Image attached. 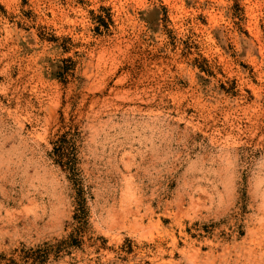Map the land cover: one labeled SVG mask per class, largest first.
Segmentation results:
<instances>
[{
  "label": "rangeland",
  "instance_id": "1",
  "mask_svg": "<svg viewBox=\"0 0 264 264\" xmlns=\"http://www.w3.org/2000/svg\"><path fill=\"white\" fill-rule=\"evenodd\" d=\"M44 254L264 264V0H0V264Z\"/></svg>",
  "mask_w": 264,
  "mask_h": 264
},
{
  "label": "trees",
  "instance_id": "2",
  "mask_svg": "<svg viewBox=\"0 0 264 264\" xmlns=\"http://www.w3.org/2000/svg\"><path fill=\"white\" fill-rule=\"evenodd\" d=\"M69 171H73V169L68 168ZM76 202H75V212H74V218L78 220V222L80 223H84V219L86 216V210H85V200L80 196L81 195V189L77 188L76 189ZM47 256L44 254V256H42V258H33V261L31 264H41L44 262L45 258ZM28 260V258L26 259ZM25 260V261H26ZM27 262V261H26Z\"/></svg>",
  "mask_w": 264,
  "mask_h": 264
},
{
  "label": "bare ground",
  "instance_id": "3",
  "mask_svg": "<svg viewBox=\"0 0 264 264\" xmlns=\"http://www.w3.org/2000/svg\"><path fill=\"white\" fill-rule=\"evenodd\" d=\"M257 3V2H256ZM252 6V5H251ZM258 14V13H257Z\"/></svg>",
  "mask_w": 264,
  "mask_h": 264
}]
</instances>
